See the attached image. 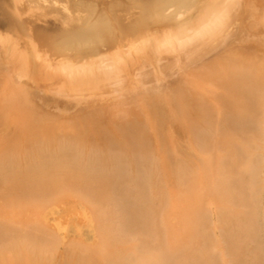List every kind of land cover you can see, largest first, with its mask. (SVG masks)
Instances as JSON below:
<instances>
[{
    "label": "bare ground",
    "instance_id": "1",
    "mask_svg": "<svg viewBox=\"0 0 264 264\" xmlns=\"http://www.w3.org/2000/svg\"><path fill=\"white\" fill-rule=\"evenodd\" d=\"M14 2L0 264H264V0Z\"/></svg>",
    "mask_w": 264,
    "mask_h": 264
},
{
    "label": "rangeland",
    "instance_id": "2",
    "mask_svg": "<svg viewBox=\"0 0 264 264\" xmlns=\"http://www.w3.org/2000/svg\"><path fill=\"white\" fill-rule=\"evenodd\" d=\"M13 1H17V0H10V5H9V8H10V11L11 12H13L14 11V9H16V5H15V2L13 3ZM8 36V35H7ZM28 41H30V40H26V42H28ZM13 45V44H12ZM15 48H17L16 50H18L19 49V47L18 46H16ZM15 48L14 49H12L11 51H14L15 50ZM24 50V49H23ZM25 54H26V56H27V60H29V66H30V68H32L33 66H35V62L36 61H34V59L36 58L37 59V57L36 56H34L35 58H32V54L29 56V53L26 51L25 52ZM25 80V79H24ZM23 80V81H24ZM15 81H16V78H15Z\"/></svg>",
    "mask_w": 264,
    "mask_h": 264
}]
</instances>
